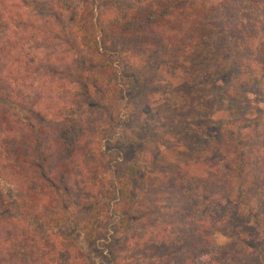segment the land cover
I'll return each mask as SVG.
<instances>
[{
	"label": "trees",
	"instance_id": "obj_1",
	"mask_svg": "<svg viewBox=\"0 0 264 264\" xmlns=\"http://www.w3.org/2000/svg\"><path fill=\"white\" fill-rule=\"evenodd\" d=\"M255 13L264 0H0V264H90L101 227L118 237L120 253L100 243L108 264H264V128L242 114L248 62H264ZM213 38L218 64L225 46L245 53L223 95L225 126L135 197L142 165L126 157L130 139L118 151V118L136 112L160 68ZM81 100L92 117L74 118Z\"/></svg>",
	"mask_w": 264,
	"mask_h": 264
},
{
	"label": "rangeland",
	"instance_id": "obj_2",
	"mask_svg": "<svg viewBox=\"0 0 264 264\" xmlns=\"http://www.w3.org/2000/svg\"><path fill=\"white\" fill-rule=\"evenodd\" d=\"M251 18L257 21V26L261 29L258 35H264V14L255 13ZM216 39L204 43L187 60L174 66L160 68L161 80L140 95L141 101L132 102L137 105L135 113L140 111L139 116L127 122L125 114L134 116L135 113L132 114V109L126 107L118 118L120 126L114 137L115 141H119L118 151L127 147L128 143H125V139H130L133 148L128 147L130 152L126 157L130 159L136 156L142 165L131 186L133 196L138 197L142 192L145 177L150 174H168L178 164L196 159L198 153L209 150L213 141L220 136L221 128L226 123V120L223 121L225 116L222 113V109H225L223 95L229 83L233 81L237 70L236 64L243 59L245 53L243 47L225 46L223 50L227 53L225 60L229 61L218 64L211 55ZM228 42L230 43L229 40ZM260 63L261 65L248 62L252 81L242 103V114H246L249 118L247 124L243 123V125L253 127L254 130L264 128V62ZM193 82L196 84L194 85ZM210 83L213 87L209 86ZM125 100L127 102L128 99ZM80 103H84V106L74 111V118L92 117L86 108L88 100H81ZM81 128L85 129V126L81 125ZM78 134L75 128L70 134V139L74 141ZM193 138L195 140L191 141ZM184 139H187V148L180 152L175 150L177 151L175 159L171 160L170 164L163 165L162 154L167 153L168 157L172 156L168 150L179 144L184 145L181 142ZM84 210L70 212L71 217H66V220L69 221L67 218H70V222L78 223L80 218L87 214ZM59 215L63 214L59 213ZM244 215L248 216L246 211ZM61 227L63 230L71 228L68 223L67 225L61 223ZM117 240L118 237L112 234L104 235L101 227L96 241L87 243L85 247L90 264H108V251L102 252L100 243L104 241L107 250L112 248L115 253H120L115 244ZM216 241L217 245H223L228 239L217 236ZM23 251V253L27 252L31 259V249ZM118 255L122 257L125 254ZM121 263L124 262L120 260Z\"/></svg>",
	"mask_w": 264,
	"mask_h": 264
}]
</instances>
